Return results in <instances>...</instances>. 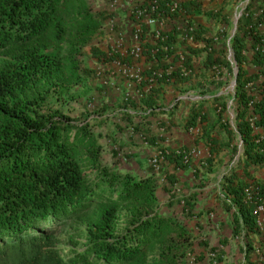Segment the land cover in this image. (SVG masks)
<instances>
[{"label":"trees","instance_id":"1","mask_svg":"<svg viewBox=\"0 0 264 264\" xmlns=\"http://www.w3.org/2000/svg\"><path fill=\"white\" fill-rule=\"evenodd\" d=\"M183 7L187 14L200 11L197 0ZM105 17L89 0H0V264H188L192 259L195 264L207 257L195 251L194 238L179 218L154 208V173L136 177L104 165L92 124L43 105L53 89L82 80L79 55L101 34ZM254 31L244 28L230 44L238 67L237 126L250 167L264 164V144L248 121L253 96L247 85L257 74L249 76L243 66L246 38L259 42ZM202 34L196 26L195 42L203 47L189 52L198 58L206 53L204 64L215 72L221 50ZM91 53L101 56L95 47ZM164 55H157L159 63ZM262 59L257 52L253 61L260 65ZM155 92L141 100L148 109L155 108L147 101ZM253 114L259 116L255 125L264 127V96ZM170 160L190 167L176 152ZM247 187L253 188L255 202L245 199ZM232 192L242 218H235L233 235L248 238L257 228L255 210L264 203V183L238 182ZM125 206L132 212L129 223L114 236ZM69 224L73 230L63 234ZM62 242L71 246L65 250ZM199 245L208 246L203 240ZM210 259L222 261L218 254Z\"/></svg>","mask_w":264,"mask_h":264},{"label":"crops","instance_id":"2","mask_svg":"<svg viewBox=\"0 0 264 264\" xmlns=\"http://www.w3.org/2000/svg\"><path fill=\"white\" fill-rule=\"evenodd\" d=\"M117 1L115 9H110L112 0L94 2V9L106 14L101 34L92 40L101 56L109 34L128 28L130 7L140 0ZM197 1L200 11L188 13V18L203 31L204 39L220 37L217 46L221 52L217 55L224 68L223 77L219 79L206 68V53H203L204 58L195 57L194 74L189 80L177 78L171 84H163L156 89L153 99H147L150 105L156 106L154 109H148L137 99L124 100L118 88L121 84L109 89L105 100L103 90L94 79L98 90L93 109L100 111L92 119L94 132L102 146L103 140L108 142L113 154L121 157L122 149L124 156L134 158L136 165L144 169V175L155 174L160 184L156 188L157 198L163 197L176 210L166 213L186 225L194 238L195 251H204L207 255L203 262L195 264H264V229L256 228L248 238L233 235L235 218L240 222L242 218L232 190L238 182L264 183V164L257 167L245 164L244 144L237 126L239 103L234 96L237 63L230 47L235 34L245 28L241 13L247 8L263 6L264 0ZM111 23L114 28L110 27ZM180 23L181 18H176L168 29ZM254 41L257 42L252 37L245 40L248 54L243 66L249 76L257 74L250 82V94L259 100L264 96V78H260L259 64L253 61ZM202 46L200 43L198 48ZM98 59L99 56L95 61ZM160 63L167 68L172 63L178 64V60L171 56ZM254 132L261 135L264 129L259 127ZM193 148L216 150L205 166L197 159L190 167L170 160L177 150ZM159 152L165 154V159L159 171H154L150 160ZM262 217L264 219V215ZM202 240L207 247L199 245ZM215 254L220 255L222 261H212L210 256L214 258Z\"/></svg>","mask_w":264,"mask_h":264},{"label":"built area","instance_id":"3","mask_svg":"<svg viewBox=\"0 0 264 264\" xmlns=\"http://www.w3.org/2000/svg\"><path fill=\"white\" fill-rule=\"evenodd\" d=\"M118 6L117 0H112L110 9ZM264 5L255 8H247L241 13V18L250 21L245 25L246 30L255 29V35L259 42H255L254 53L262 52L263 59L260 67V78H264ZM260 17H262L260 19ZM176 18H181L182 23L174 25L172 30L169 26ZM128 28L121 31H114L109 34L105 46L104 56H100L95 61L94 78L100 85L101 94L105 97L108 90L117 87L123 93V99L142 100L163 84H171L177 78H189L194 74L193 64L195 57L190 54L189 48H198L200 43L195 42L196 25L190 21L183 7L182 0H140L130 7V17ZM114 28V23L110 24ZM217 44L219 36L213 37ZM203 47V46H202ZM174 51V53H170ZM165 53L163 60H168L171 56L178 58V64H173L167 68L160 65L157 55ZM243 54L246 56L247 49ZM215 74L220 79L223 77L224 68L221 63L214 65ZM236 71L238 69L235 65ZM147 71V73L145 72ZM175 72V75H174ZM248 90L252 88V83H248ZM113 93H116L114 90ZM253 95L248 104L251 117L248 121L253 130L259 128L255 125L258 115L253 114V108L258 101ZM95 102L91 104L94 106ZM156 107V106H155ZM154 109V108H152ZM264 129V127H260ZM258 141L264 144V133L259 135ZM264 148V147H263ZM177 154H181L183 163L191 166L193 160L202 162L205 166L212 157L211 152L205 149L193 148L189 150L179 149ZM165 159L163 152L157 153L150 160L154 171H159L161 162ZM245 199L255 202L253 188L245 189ZM255 213L257 215V228L264 229V203H258Z\"/></svg>","mask_w":264,"mask_h":264},{"label":"rangeland","instance_id":"4","mask_svg":"<svg viewBox=\"0 0 264 264\" xmlns=\"http://www.w3.org/2000/svg\"><path fill=\"white\" fill-rule=\"evenodd\" d=\"M89 2L90 5L94 8L95 0H89ZM93 45V41L85 45L82 49L81 54L79 55L82 68V80L63 89H53L48 98L44 101L43 105L45 109L50 112H59L61 115L68 117L77 123H89L94 126L95 123H92V119L94 115L96 116V114L100 113V111L98 112L96 109L94 110L93 106H91V104L95 102V97L97 95L96 90H98V88L95 87V78L93 76V68L95 66V59L97 58L91 53V48L94 47ZM203 55L204 54L201 53L200 58H204ZM25 95L30 96V94ZM106 98L107 96H105V100ZM100 101H102V99ZM94 129L96 130V128ZM102 142L105 143L104 146H102V162L104 165L111 167L112 169H117L122 172L133 174L136 177L148 175H144V169L136 165V161L134 158L127 155L124 156L125 151L121 149L122 155L121 157H118L110 150V146L107 141L103 140ZM99 144L101 143L99 142ZM146 170L147 172H149V168H147ZM158 185L160 186L159 182H157L156 179V186ZM154 208L159 209V211L162 213L176 212V210L172 208V204H169L166 199H163V197H160L158 199ZM131 213V210L127 206L120 209L121 215L118 223L116 224L114 236H117L125 231V227L129 223L128 218H130ZM78 224H80V226H84L83 223L78 222ZM72 225H76V223L74 222V224ZM72 225L69 224L68 226H66L65 230L62 231L63 234L65 232H70L71 230H73ZM77 240L81 241V243H84L85 238L77 237ZM60 246L67 250L68 247L71 246V244L69 242H62ZM188 264H194L193 259L189 260Z\"/></svg>","mask_w":264,"mask_h":264}]
</instances>
